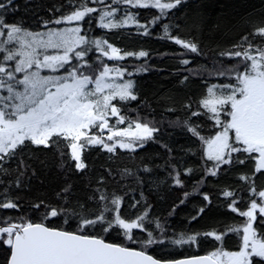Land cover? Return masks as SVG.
Listing matches in <instances>:
<instances>
[{"label": "snow or ice", "instance_id": "obj_1", "mask_svg": "<svg viewBox=\"0 0 264 264\" xmlns=\"http://www.w3.org/2000/svg\"><path fill=\"white\" fill-rule=\"evenodd\" d=\"M188 4L61 0L29 23L18 15L31 12L27 2L0 0V264H264V9L248 15L228 47L205 51L192 35L200 12L176 22ZM140 10L151 13L145 22ZM153 27L181 50L171 53L179 82L201 84L199 96L180 105L183 120L168 122L185 137L180 151L195 158L192 165L173 154L154 120L131 108L139 101L132 77L149 70L150 52L110 42L133 28L149 37ZM127 58L141 63L130 70ZM151 144L168 155L167 181L146 183L160 167L140 155ZM93 152L109 163L78 196L72 177L86 176ZM49 154L63 173L58 190L28 195ZM124 157L129 163L113 170ZM165 182L182 198L161 216L151 197ZM197 195L188 226L169 225ZM222 208L230 221L218 219ZM206 217L207 228L192 227Z\"/></svg>", "mask_w": 264, "mask_h": 264}, {"label": "trees", "instance_id": "obj_2", "mask_svg": "<svg viewBox=\"0 0 264 264\" xmlns=\"http://www.w3.org/2000/svg\"><path fill=\"white\" fill-rule=\"evenodd\" d=\"M261 9H264V0H189L188 7L177 13V16L181 17V19L176 22L183 25L185 23L183 19L184 15L186 14L189 18H192L193 13L198 10L200 12V29L194 31L192 35L198 39L204 50L208 51L209 48H215L217 46L228 47L237 37L238 33L244 29V21L248 15H258ZM140 11L141 22H145V19L149 18L151 13L147 10ZM151 11L154 12L155 10ZM101 31L104 30L97 28L95 34L99 35ZM151 31L153 33L151 36L141 37L135 35L134 28L125 30L124 35L120 36L119 39H116L115 35L111 36L110 42H113L118 47L127 48L128 50H139L143 48L150 52V58L147 64L149 70L147 72L137 73L132 77L138 88L139 101L132 102L131 108H138L140 115L146 116L149 120H154L161 127L163 134L162 140L170 143L174 149L173 154L180 157L184 156V153L180 149L186 145V139L180 134L178 129L169 128L168 122L175 120L177 116L183 120L184 112L180 110V105L189 96L195 100L202 91V88L200 81L196 79H192L185 84L179 82L181 77L176 74L178 61L171 55L173 52L178 53L181 51L179 46L169 40L159 39L158 37L162 35L161 29L153 27ZM181 34L183 35L184 33ZM163 53H168L169 55L162 56L161 54ZM198 62L203 61L198 60ZM139 63L141 61L127 58V66H129L130 70L133 64ZM169 107H175L177 111L175 113L168 112L167 109ZM167 133L173 134L171 139H169ZM137 151L139 152V149ZM140 155L151 157L156 165H160L151 178H146V183L149 179L167 181L168 173L165 168V161L168 159V155L158 144L146 146V151L140 153ZM86 156V163L90 171L84 177L79 175L72 177L78 196H84L89 191V189L85 188L88 179L103 174L104 167L102 166H107L109 163L106 159V154L99 155L93 152L90 155L86 154ZM138 159L139 157H137ZM184 159L189 165L195 163V158L193 157L184 156ZM49 161L50 166L47 169H41L39 165H36L38 179L33 178L31 184L32 191L28 195L43 194L51 197L54 191L58 190V186L63 179V173L51 162L50 154ZM125 163H129L127 158H120L111 167L115 170L117 165L123 166ZM41 180L43 183H40ZM126 183L131 187H135L131 180ZM223 183L225 181H221V184ZM191 184L192 181L189 180L186 190L191 191ZM203 190L209 191L215 196V188H205ZM158 191L159 196L154 193L151 197L152 200L158 201L155 212L158 215L166 216L169 206L179 198H182V192L171 185L170 182L161 183ZM131 195L133 193L129 192V196ZM201 199L198 195L190 197L189 202L181 206L179 213L168 219L169 225L177 230L186 228L188 225L185 218L193 213L194 207L199 205ZM221 199L223 198L221 197ZM227 211V209L222 208L221 212L225 213V215L218 216V219L230 221L231 217L226 215ZM209 224L210 221L206 217L204 220H200L199 223L193 222L192 227L202 230L207 228ZM233 243L234 241L232 240L228 241L229 246Z\"/></svg>", "mask_w": 264, "mask_h": 264}, {"label": "rangeland", "instance_id": "obj_3", "mask_svg": "<svg viewBox=\"0 0 264 264\" xmlns=\"http://www.w3.org/2000/svg\"><path fill=\"white\" fill-rule=\"evenodd\" d=\"M27 2V7L31 10L29 14H25L23 12V8L18 15H24L25 19L31 23L30 17L34 15L44 16L47 15V8L50 7L52 4H59L60 0H19V3L23 6ZM35 27V25H32Z\"/></svg>", "mask_w": 264, "mask_h": 264}]
</instances>
